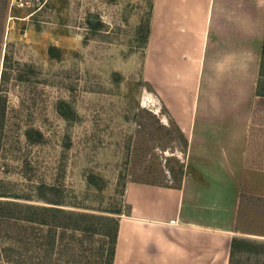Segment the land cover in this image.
I'll return each instance as SVG.
<instances>
[{
	"label": "rangeland",
	"instance_id": "rangeland-1",
	"mask_svg": "<svg viewBox=\"0 0 264 264\" xmlns=\"http://www.w3.org/2000/svg\"><path fill=\"white\" fill-rule=\"evenodd\" d=\"M150 3L0 0V264H107L127 180L183 184L264 264V102L237 178L241 135L183 133L143 78Z\"/></svg>",
	"mask_w": 264,
	"mask_h": 264
},
{
	"label": "crops",
	"instance_id": "crops-1",
	"mask_svg": "<svg viewBox=\"0 0 264 264\" xmlns=\"http://www.w3.org/2000/svg\"><path fill=\"white\" fill-rule=\"evenodd\" d=\"M263 40L264 0H151L143 78L183 133L241 135L224 163L237 178L245 164L259 167L249 146L263 134L252 126L264 99L256 94ZM122 199L111 264H229L234 228L201 214L183 184L127 180Z\"/></svg>",
	"mask_w": 264,
	"mask_h": 264
},
{
	"label": "trees",
	"instance_id": "trees-1",
	"mask_svg": "<svg viewBox=\"0 0 264 264\" xmlns=\"http://www.w3.org/2000/svg\"><path fill=\"white\" fill-rule=\"evenodd\" d=\"M54 51H55V48H54V47L50 46V47L48 48V52H49L50 55H53ZM261 54H262V55L264 54V40H263V42H262V46H261ZM3 75H4V70H1V72H0V82L2 81V77H3ZM0 101H1V93H0ZM263 102H264V101H263ZM261 108H264V104L262 105ZM259 109H260V108H259ZM113 236H114V232H113ZM238 242H239V239H238L237 237L233 236V237L231 238V241H230V243H231V249H230V252H231L232 248L234 247V245H235L236 243H238ZM112 248H113V240H112L111 250H110V253H109V258H108V260H107V264H111Z\"/></svg>",
	"mask_w": 264,
	"mask_h": 264
},
{
	"label": "bare ground",
	"instance_id": "bare-ground-1",
	"mask_svg": "<svg viewBox=\"0 0 264 264\" xmlns=\"http://www.w3.org/2000/svg\"><path fill=\"white\" fill-rule=\"evenodd\" d=\"M145 97V96H144ZM145 99V98H144Z\"/></svg>",
	"mask_w": 264,
	"mask_h": 264
}]
</instances>
